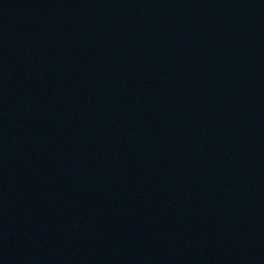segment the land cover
<instances>
[{
  "label": "water",
  "instance_id": "water-1",
  "mask_svg": "<svg viewBox=\"0 0 264 264\" xmlns=\"http://www.w3.org/2000/svg\"><path fill=\"white\" fill-rule=\"evenodd\" d=\"M0 264H264V0H0Z\"/></svg>",
  "mask_w": 264,
  "mask_h": 264
}]
</instances>
